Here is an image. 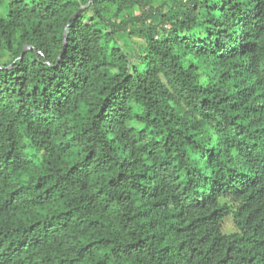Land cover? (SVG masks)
<instances>
[{
  "label": "clouds",
  "instance_id": "obj_1",
  "mask_svg": "<svg viewBox=\"0 0 264 264\" xmlns=\"http://www.w3.org/2000/svg\"><path fill=\"white\" fill-rule=\"evenodd\" d=\"M0 264H264V0H0Z\"/></svg>",
  "mask_w": 264,
  "mask_h": 264
}]
</instances>
